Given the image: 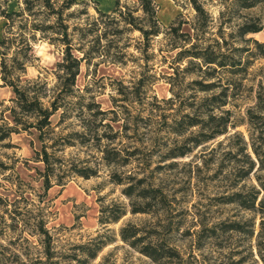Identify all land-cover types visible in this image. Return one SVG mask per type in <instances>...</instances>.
I'll use <instances>...</instances> for the list:
<instances>
[{
    "label": "trees",
    "instance_id": "trees-1",
    "mask_svg": "<svg viewBox=\"0 0 264 264\" xmlns=\"http://www.w3.org/2000/svg\"><path fill=\"white\" fill-rule=\"evenodd\" d=\"M10 1H16L15 9L8 8ZM54 2L0 0V81L12 92L9 104L0 101V147H14L10 142L12 134L36 133L40 147L34 150L33 160L43 165L42 170H37L41 199L55 184L63 185L75 176L90 179L104 173V182L119 186L128 199L131 214H147L153 219L148 229L142 223H125L118 230L120 240L157 264L172 261L179 257V251L167 238L174 231L167 217L171 206L161 182H156L158 170L172 168L176 165L174 159L215 141L238 125L232 111L224 107L236 98L254 60L264 57V43L251 36L264 25L259 16L249 12L264 0H184L193 10L192 17L178 13L167 25L158 19L155 0H136V6L114 0L109 12L97 8V17H90L82 8L80 13L87 16L71 29L68 20L72 13L66 11L74 5H86L87 0ZM134 31L140 35L134 45L140 54L135 57L138 70L129 84L117 81L118 96H112L111 107L103 109L93 95L85 94L76 85L80 66L83 62L87 66L102 62L125 66L128 57L134 56L124 35ZM36 33L39 39L61 46L62 57L52 71L51 83L39 75L22 78L26 66L36 58ZM160 35L162 46L158 51L160 62L171 69L169 74H163L171 96L158 99L149 95L157 79L151 63L155 54L150 51L152 40ZM173 51L169 57L162 54ZM55 115L58 116L53 121ZM246 117L249 140L238 131L226 137L229 148L225 155L236 167V181L264 169V150L259 141L264 134V85H258L255 103L246 109ZM162 131L164 138L160 136ZM221 145L218 141L217 147ZM67 149L76 152L66 156ZM79 152L85 155L80 158ZM213 152L215 147L208 153ZM169 160L165 166L153 165ZM256 178L259 189L244 192L241 186L224 196V202L264 213V197L258 199L264 181L258 174ZM105 198H98V222L103 231L65 254L55 250L42 207L31 202L33 208H26L29 203L24 198L9 202L0 196V211L11 220L2 224L0 235L22 226L39 246L33 245L37 251L23 261L18 245L13 246L15 242L8 237L13 248L7 249L15 258L9 264H88L113 240L108 225L119 222L127 213L126 205L115 200L105 202ZM22 201L24 206H20ZM207 231L215 237L230 232L251 234L237 221L219 222ZM258 251L264 264V254L260 248ZM0 254V264H7L3 252Z\"/></svg>",
    "mask_w": 264,
    "mask_h": 264
},
{
    "label": "rangeland",
    "instance_id": "rangeland-1",
    "mask_svg": "<svg viewBox=\"0 0 264 264\" xmlns=\"http://www.w3.org/2000/svg\"><path fill=\"white\" fill-rule=\"evenodd\" d=\"M99 1L105 8L111 5V0ZM155 1L159 7L157 16L163 25H167L178 13H182L186 18H191L193 15L192 8L185 4L184 0ZM60 2L61 0H55L54 3ZM121 2L127 6H136V0H121ZM84 7L90 17L98 16L99 6L93 0H87L86 5H74L66 11L72 13L68 20L70 29L79 26L87 16L85 13H80ZM213 12L216 14L215 8ZM249 12L259 16L264 25V4L258 5ZM137 14H140V11ZM124 36L128 38L131 44L129 52L134 56L128 57L125 66L108 62L87 66L83 62L76 77V85L80 90L87 95H93L103 109L111 107L112 96H118L117 81L121 80L125 85L129 84V80L135 77V72L138 70L135 57H139L140 54L135 50L134 45L140 40L139 32H129ZM251 36L264 43V27ZM76 37L77 34H74V38ZM39 38L40 34L36 33V41L33 42V53L36 58L26 66V73L22 78H35L39 75L51 83L54 78L52 71L62 57L61 46ZM161 38L160 35L152 40L153 49L150 51L155 54L151 63H154L157 79L152 84L149 95H155L158 99L171 96L170 85L163 77V74H169L171 69L167 64L160 62L161 53L158 51L162 46ZM174 53L175 51L162 54L169 57ZM248 72L242 88L236 91V98L224 107L232 111V118L238 122V125L230 128L228 134L217 137L215 141L202 144L186 156L174 159L176 165L172 168L164 167L158 170L156 182H161L171 206L167 217L171 220L174 231L167 235V238L179 251L178 258L162 264H262L258 250L260 248L264 254V213L257 209L242 208L236 203L224 202V196L241 186L244 192L259 189L257 174L264 181V169L251 173L242 181H236V167L225 155L229 148V141L226 139L229 134L238 131L249 140L246 109L254 105L258 85H264V57L256 58ZM11 95V89L2 86L0 81V101L9 104L8 99ZM57 116H53L52 120L56 121ZM256 135L257 133L254 136ZM160 136L164 138L166 134L162 131ZM172 137L173 135H170V138ZM218 141L222 142L221 147H217ZM259 141L262 142V150H264V134ZM10 142L14 147H0V196L7 198L9 202L24 198L29 203L26 208H33L31 202L42 207L46 228L54 238L55 250L65 254L70 253L75 245L85 244L103 231L98 222L100 212L98 198L105 196V202L115 200L126 205L127 213L119 222L108 225L113 240L103 246L88 264H157L120 240L118 230L125 223H142L148 229L153 219L147 214H131L128 199L121 194L119 186L104 182V173L100 177L90 179L75 176L63 185L55 184L41 199L38 195L42 194L41 180L37 170H42L43 165L33 160L34 150L40 147L36 133L12 134ZM231 142L236 140L232 139ZM212 147H215V152L209 154ZM69 152L73 154L76 151L67 149L66 156ZM84 155L82 152L78 153L80 158ZM236 158L242 160L240 155ZM170 161H156L153 165L165 166L164 164ZM257 166L258 164L255 165V169ZM230 186L235 187L229 189ZM262 197L264 190L258 194V199ZM40 199L42 202L39 201ZM24 205L23 201L20 202V206ZM0 215H4L3 218L0 217L1 229L4 223L9 224L11 220L2 211ZM163 218L165 217L162 216ZM223 221L240 222L251 234L230 232L218 237L210 235L207 228ZM5 232V236L0 235V252H3L7 264L15 259L7 249V247L11 250L13 248L8 244V237L15 242L13 246L18 245L19 258L23 261L27 260L29 254L37 251L33 248V245H37V240L28 233L27 228L19 226L14 232Z\"/></svg>",
    "mask_w": 264,
    "mask_h": 264
},
{
    "label": "crops",
    "instance_id": "crops-1",
    "mask_svg": "<svg viewBox=\"0 0 264 264\" xmlns=\"http://www.w3.org/2000/svg\"><path fill=\"white\" fill-rule=\"evenodd\" d=\"M93 1H96L98 3L99 9H101L102 11H105V12H109L112 9L113 4H114V0H111V5L109 7L105 8L101 5L99 0H93ZM16 7H17L16 1H10L8 3L9 9H15ZM1 26H2V21H0V29H1Z\"/></svg>",
    "mask_w": 264,
    "mask_h": 264
}]
</instances>
